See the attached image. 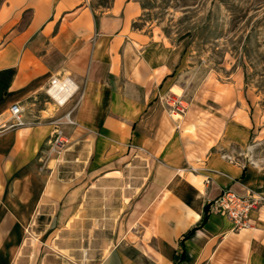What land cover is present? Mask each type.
Segmentation results:
<instances>
[{
    "label": "crops",
    "instance_id": "obj_1",
    "mask_svg": "<svg viewBox=\"0 0 264 264\" xmlns=\"http://www.w3.org/2000/svg\"><path fill=\"white\" fill-rule=\"evenodd\" d=\"M124 1L98 18L83 0H0V264H37L42 247L30 255L28 245L40 215L50 214L35 238L43 244L74 210L89 215V178L103 195L106 180L127 173L134 179L113 189L98 264H264V206L238 230L211 207L224 189L264 195V167L233 157L224 128L220 137L188 135L189 112L175 118L164 101L175 86L167 48L132 26L140 5ZM62 74L83 89L73 124L62 123L78 172L62 169L65 151H52L57 110L43 93ZM14 103L26 124L2 129Z\"/></svg>",
    "mask_w": 264,
    "mask_h": 264
},
{
    "label": "rangeland",
    "instance_id": "obj_2",
    "mask_svg": "<svg viewBox=\"0 0 264 264\" xmlns=\"http://www.w3.org/2000/svg\"><path fill=\"white\" fill-rule=\"evenodd\" d=\"M131 1L140 5L132 26L154 36L167 48L166 59L172 71L169 81L175 86L164 101L175 112V118L182 119L178 113L189 112L192 125L188 124L186 128L189 129L188 135L194 140L220 137L225 129L232 140L230 152L233 157L264 167V0ZM115 2L83 0L82 6L85 4L99 18ZM124 2L122 0V6ZM25 20L27 22L28 17ZM66 76L72 78L71 74L58 75L57 78ZM47 89L43 95L53 103L51 109L57 110L52 151L58 156L65 151L62 169L78 172V167L73 168L75 163L66 159L73 158L68 152L75 150L67 149L71 132L62 127V123L73 124L67 113L77 104L83 89L78 86L66 104L55 101ZM66 108L69 111L63 113ZM77 133L81 135V131ZM133 179L132 173H127L125 177L121 174V183L106 180L105 194L102 195L96 192L97 179L89 178V189L94 190L89 192V215L82 217V211L74 210L67 224L63 219L53 231L49 230L53 233L47 241L41 236L43 244L35 238H38V232L48 228L46 222L50 214H41L40 223L30 231L33 239L28 245L30 255L42 247L37 264H85L83 261L88 260L91 264H98L101 232L108 237L112 231L111 224L106 221L116 198L113 189L131 185ZM102 199L105 202L103 215L98 210ZM102 216L103 226L97 220ZM53 236L61 239V248L67 250L53 246Z\"/></svg>",
    "mask_w": 264,
    "mask_h": 264
},
{
    "label": "built area",
    "instance_id": "obj_3",
    "mask_svg": "<svg viewBox=\"0 0 264 264\" xmlns=\"http://www.w3.org/2000/svg\"><path fill=\"white\" fill-rule=\"evenodd\" d=\"M57 79V77H53L51 79L47 93L49 89L55 85ZM48 94L50 95V93ZM73 95H71L64 104L70 101ZM81 99L82 96L78 99L77 104L67 113L68 117L71 116L72 111L80 104ZM178 103L180 105L183 104L181 101H178ZM178 109L181 108L178 107ZM9 113L10 121L8 124H4L2 129L20 127L26 124L24 108L19 103L11 105ZM69 121L73 122L71 119H69ZM263 206V194L251 192L246 195H240L231 189H224L222 193L211 203L212 209L232 221L234 229L237 230L250 226L251 213Z\"/></svg>",
    "mask_w": 264,
    "mask_h": 264
},
{
    "label": "bare ground",
    "instance_id": "obj_4",
    "mask_svg": "<svg viewBox=\"0 0 264 264\" xmlns=\"http://www.w3.org/2000/svg\"><path fill=\"white\" fill-rule=\"evenodd\" d=\"M78 86L76 83L69 77L66 76L64 79H57L55 85H53L48 93L52 98L60 104H64L67 99L75 93Z\"/></svg>",
    "mask_w": 264,
    "mask_h": 264
},
{
    "label": "trees",
    "instance_id": "obj_5",
    "mask_svg": "<svg viewBox=\"0 0 264 264\" xmlns=\"http://www.w3.org/2000/svg\"><path fill=\"white\" fill-rule=\"evenodd\" d=\"M96 21H97V24H98V20L96 19ZM209 207H210V203H208L207 205H206V213L204 214V217H203V219H202V223H204L206 220H207V218H208V210H209ZM198 227L196 226V227H193L192 229H190L185 235H184V239H186V238H188V237H190L194 232H195V230L197 229Z\"/></svg>",
    "mask_w": 264,
    "mask_h": 264
}]
</instances>
